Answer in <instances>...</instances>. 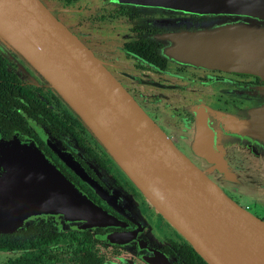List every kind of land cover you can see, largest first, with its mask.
<instances>
[{"label": "water", "instance_id": "95a60500", "mask_svg": "<svg viewBox=\"0 0 264 264\" xmlns=\"http://www.w3.org/2000/svg\"><path fill=\"white\" fill-rule=\"evenodd\" d=\"M112 1L202 17L200 28L169 37L162 55L264 82V0ZM0 39L69 102L151 206L207 264H264V221L225 192L264 191V178H254L264 171V94H249L241 113L198 105L194 123L180 135L189 157L40 0H0ZM0 171V233L29 218L80 229L113 221L33 144L1 142Z\"/></svg>", "mask_w": 264, "mask_h": 264}, {"label": "flooded vegetation", "instance_id": "af4514ba", "mask_svg": "<svg viewBox=\"0 0 264 264\" xmlns=\"http://www.w3.org/2000/svg\"><path fill=\"white\" fill-rule=\"evenodd\" d=\"M40 1L105 63L175 145L182 138L172 131L194 123L198 105L229 113L249 94H264V82L255 76L162 55L169 37L200 28L204 19L198 15L141 11L111 0ZM11 140L33 144L113 221L80 229L29 218L22 227L0 233V264H207L151 206L69 102L0 39V143ZM258 203V209L241 206L264 221V203Z\"/></svg>", "mask_w": 264, "mask_h": 264}, {"label": "rangeland", "instance_id": "374dc122", "mask_svg": "<svg viewBox=\"0 0 264 264\" xmlns=\"http://www.w3.org/2000/svg\"><path fill=\"white\" fill-rule=\"evenodd\" d=\"M89 30L94 31L92 26L89 27ZM94 39L97 40L98 37H96ZM243 104H244V102H243ZM243 104L242 105L240 104L239 106L237 105V106H234V107H229L227 112H229V113H241V112H243V109H241L243 107ZM214 107L220 108L219 107V103L214 104ZM159 124H161L160 121H159ZM183 129H185L184 126L180 127V128H175L174 130L172 129L173 130L172 134H174V136H176V135L178 136L179 134L182 135L183 134V132H182ZM188 145H189L188 142H186L184 139L183 140L180 139V140H178L176 146H178L177 148L180 151L185 153L187 156L191 157L189 152H188ZM256 177L259 180H262L264 178V171L263 170L257 171V174L254 176V178H256ZM254 178H252V179H254ZM242 191L244 192V193H242V194H244L243 196L237 195V194H235V193H233V192H231V191H229L227 189L225 190L226 194L230 198H232V196H236L235 199H233V198L232 199L235 202H237L239 205L246 206V204L248 203V204H251L252 207H255V208L258 209V208H260L259 207L260 204L258 202L264 203V191L261 190L260 191L261 194L260 195H256V196L247 195V194H245V192H247V191H244V190H242Z\"/></svg>", "mask_w": 264, "mask_h": 264}]
</instances>
